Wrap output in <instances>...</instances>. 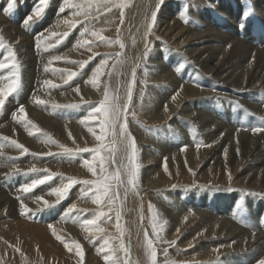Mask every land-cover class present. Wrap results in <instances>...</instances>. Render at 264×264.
Masks as SVG:
<instances>
[{"label": "bare ground", "instance_id": "6f19581e", "mask_svg": "<svg viewBox=\"0 0 264 264\" xmlns=\"http://www.w3.org/2000/svg\"><path fill=\"white\" fill-rule=\"evenodd\" d=\"M158 3L159 0H135V3L133 4L134 14L132 16V24L130 27L131 37H129V40H126L129 41L130 45L128 47L127 45H125L126 51L124 52L125 86L122 87L123 94L119 96L121 103L126 102L127 88L128 85L132 83V72L133 70L136 69V67L139 65L141 61V58H143L144 56L143 34L145 31V25L151 19V13L154 11L151 9L154 8ZM197 4L199 3L197 2ZM253 5L257 6L256 7L258 8L257 12L259 13L264 12V0L255 1ZM163 6L160 7L156 21L157 25H155L156 27L154 26L155 29H157V31L154 30L153 33L148 36V40L151 39L149 37L155 36L156 35L155 33L159 32L158 31V20H159L160 22L159 35L161 36L160 38L175 40L174 46H181L183 45V43H187L190 45L183 51L185 54H187L186 56H184L181 50H179L178 53L182 55L179 56L176 53L171 52L170 49L169 52L165 51V53L164 52L162 53L160 51L162 55L159 56V54L157 53V50H159V48L156 47V49L154 50L155 53L153 54L154 58L150 59V62L151 60L157 61L152 63L153 69L157 74H161L167 66H170L169 69L170 72L166 75V77L169 79V82L162 89V93L160 94L154 93L155 97L152 102V105L147 108L146 107L143 108L141 112L146 114V116L150 117V119L154 121H158L161 119L164 120L165 118L167 120L172 117L171 119L172 125L168 123V128H170V130H174V132L170 130L166 131L168 129H165V127L163 128L164 129L163 134L165 131L166 133L165 135L159 134V137H161L160 140H162V143L164 139L165 145L159 147V145L156 144L160 152L155 151L153 154L150 151H143L146 158L149 159L150 161L156 162L155 166L159 168V170H154V171L153 170L143 171L144 176H146L145 184L146 185L152 184V181L150 180L151 174L155 175L153 176V178H155L154 182L156 184L159 182L160 184L166 183L167 181L171 180V174L173 173L175 176L177 175L175 169L171 174H167L164 171L165 163L168 168V165L172 164L174 161L183 160L180 167V172L182 171L184 180L190 179L194 167L201 164L202 168L204 169L200 170V173L198 175L199 178L200 179L211 178V180L213 179V181L218 182L219 188L217 189L207 188L208 191L202 189L201 190L202 192H200L199 190L197 192L192 191L190 194H185L189 198L187 197L180 198V196H178L177 200H175L174 196L172 195L173 196L172 204L170 202H168L170 204L164 202L163 200H165V198L162 201L158 202L160 216L163 217L165 224H167L168 227L170 228V229L167 228L166 231L169 229L168 234L170 235L172 240L176 238L179 239V237H181L182 234L184 233L182 238H180L179 240L180 242L178 244L181 245L182 247H185L187 245H190L191 247H195L192 250L190 249V252L187 251V253H185L184 255H178V254L176 255H178L180 259L182 258L193 259L194 260L193 262H195L193 264H259L261 260H264V211L263 210L259 211L262 203H264V132L254 133L252 131V128L255 127L264 128V123L259 122L260 121L259 119L256 120L257 122L256 121L254 122V119L256 117L264 118V100H262V98L259 97L260 94H264V49H263L264 22L260 24L258 23L254 24L255 26L254 35L258 34L259 36L257 35L258 36V38H256L257 41L253 45L252 43L255 40V38L254 40L251 38L253 40L252 42L244 41L242 39L243 37L235 38L236 32L234 28H229L231 34L234 37L228 36L225 31L220 32L218 30H213V26L210 29V27H208L207 25H203L200 30L196 28L197 31L190 30V28L188 27L186 28L184 24L181 23L180 20L171 17L170 14H169L170 19H169L166 9L165 8L162 9ZM199 7L200 4L198 7H196V9L197 8L199 9ZM232 9H235L233 4H232ZM161 14L163 17L160 18L159 15ZM250 16H253V14ZM70 17L73 19L75 18L73 15L68 16L67 18ZM262 17L264 18V15ZM63 19L64 17L58 19L55 22L56 26L54 28H56L57 30L63 29L61 27V24L64 23ZM77 20H81L80 16L77 17ZM192 20L194 19L192 18ZM249 20L252 22L251 18ZM7 21L8 20H6V22ZM15 26L14 25L10 26L8 25V23H5L4 20L0 19V31L4 34V38L8 42H10L11 45L14 44L16 47V49L14 48L12 49L13 51H15V53L16 52L18 53V56L16 55V58L20 61L22 68L21 69L22 83L28 85L31 84L32 85L31 91L34 89V87H36V92L32 96L34 95L39 96L41 99L49 102L46 105H37L33 102V97L32 99L30 98L31 100L29 102H26L25 104L19 101V103L23 104V106L25 107L28 118L31 121H33V123L41 130L39 133H34L33 135H29L28 134L29 130L25 129L23 125L16 123L13 119H11V121L8 119L9 121L6 122L5 119L3 120L1 119L2 121L0 122V137L7 136L11 140H15L19 144H23L29 150V152L26 154H31V155L35 154L33 155V157L32 156L28 157L26 156V154L22 155L20 149H17L11 144H9L7 141L0 139V144L4 145L2 148H0V152H3V155L0 156V218L4 217L5 219V216H9L10 218V219L8 218L9 220L15 218L18 221L26 223L27 222L26 220H22V217L25 214H21L20 199H18L17 197L22 198L24 204L29 209L33 211H37L38 208H41L43 206L44 200L50 202L53 199H57L55 195H49V193L52 191V189L60 187L63 183H67L68 177L65 176L67 173L78 176L79 178L84 177V175L86 174L93 176L92 173L88 171L86 166L81 165V163H79L81 162L82 158H76L74 156H69V155L68 156L58 155L52 158L51 157L47 158L46 156H44L45 152L56 150V148L59 147L57 146L58 144L52 143L48 140V137H51L52 140L57 141L53 136L47 134V132L49 133L52 132L54 136H56L57 138H60L61 140L66 139V141L68 140L72 144L77 143L75 140L76 138H79L81 141L85 142L86 144L97 142L95 140V137L92 135V133L88 131V128L85 127L83 124H81L80 121L84 118V116L87 115V112L91 109V107L93 105H98L100 100L102 99V95L104 91V81L108 75L109 68H112L113 65L110 67L109 64L107 74L105 73L100 77V84L98 88H94L92 84L89 82L92 76V72L98 65V63L95 62L93 63V66L91 65L92 67H87L89 70L88 73L85 72V75L81 79L76 80L74 83H71L72 84L71 86H66L69 89H64L66 87L60 85L61 82H63L62 74L60 72L45 71L46 57L48 56H45V52L43 53V49L45 48L46 44H42V47L41 49H39V52L35 54L34 52L35 49L33 51L32 48L33 45L31 40L32 38L30 39L28 36L25 35L26 33L24 34L23 30L16 28ZM238 26H240V24ZM254 26L252 25V27ZM64 27L65 30H67L66 28H68V26L65 25ZM22 28L25 27L22 26ZM87 28L90 29L91 26L90 28L89 27ZM48 31H50V29ZM243 31H245V29ZM56 32L59 33V31ZM238 33H241V31ZM107 34L108 31L107 28H105L103 32H101V35L107 36ZM250 34L252 35L253 33L250 32ZM245 36H247V33ZM86 37L89 38L88 36ZM87 38L83 37V39H87ZM155 38L156 37H154V39ZM72 39L71 41H73ZM52 40L53 39L49 40L47 43L52 44ZM97 49H99L98 46L96 47L93 46L91 51H89L87 47L81 50H77V49L75 51L72 50L73 52H71L70 55H68V57L85 59L91 55H94ZM54 56L56 55L54 54ZM63 57H65V55ZM159 58L164 60L163 61L164 64H160L161 61ZM50 60L51 59H49L48 62ZM168 60L171 61V64H168ZM66 61H72V60L71 59L63 60L60 61V64H62V67L66 66L68 68L70 67L71 63ZM52 62L55 63L56 61H52ZM159 65L162 67L164 66L165 68L163 70H160L158 67ZM50 68L55 69L56 67L54 68L53 66H50ZM64 69L66 70V68ZM36 71L38 72V78H37V85L34 86L36 74H37ZM179 72L182 74V80H180L179 78ZM45 80L52 81L54 84L58 85V87L55 88L48 87L43 83ZM83 81H87V82H85L82 86L80 85V83H82ZM76 88H79L80 90L79 94L75 91ZM242 91H246V94L247 95L251 94V96L245 95L242 98L241 97V95L243 94ZM177 92H179V95L177 96L176 100L173 101L171 97L173 95H176ZM250 97H255L252 103L249 102ZM167 98H169V100L172 101L165 104ZM78 101H90L89 102L90 104H88L89 106L79 107V109H81L82 112L52 107L53 104L64 105L70 102L77 103ZM165 105H167V111H165ZM226 105L229 107L228 116H226L225 114ZM240 106H242L243 110L244 108L247 109L245 113H247L249 121L245 119L247 123L246 126L243 125L244 119L242 121L240 120L241 115L243 114V112L239 111V108H241ZM163 108H164V112L162 111ZM10 111L13 112L12 110ZM240 112L241 114H239ZM7 113H9V111ZM9 115L7 114V116ZM237 115L239 116L237 117ZM79 116H81V118H79ZM181 121L183 123L182 128L186 129L187 131L186 133L190 132V134L185 135L184 141L187 143L186 146H182L181 142L176 140L179 137V134L181 133V124H182ZM184 124H187L188 126H185ZM190 125H192L195 128V130L198 132L197 139L199 142L195 139L197 132L193 131ZM93 128L94 131H96V133L99 134V128L95 127V125H93ZM133 132L135 133V136L138 138V140H140V143L142 144L143 137H141V134L137 132L135 129ZM69 133H71V136H69ZM156 140H158V138ZM190 143H193L192 146L190 145ZM238 143H240V147H237ZM197 144L200 145L199 148H197ZM142 147L143 146H141L140 148ZM182 148L186 150L182 151L181 150ZM180 154L182 155V157L180 156ZM11 158H16V159H11ZM33 166L43 171L52 169L55 171L64 172L63 173L64 176L61 174H57L59 175V177L56 178V181H54L53 183L51 182V184H49L48 186L45 183V185L41 186L43 188L41 192L35 193L30 198H27L25 196L31 194L29 193L25 194L20 192L18 190L20 188L19 186L16 189L17 191L15 193L11 192L12 194H9L10 192L6 193L4 191L5 188L3 189L2 187L5 186L7 183L8 185L11 183L10 176L13 175L14 172H16L15 170L17 168L20 169V172L18 174L23 173L24 175V173L28 172V170ZM189 169H191L192 171H189ZM8 173H12V174L9 175ZM36 174L37 175L34 176L32 175L33 178L30 177V174L24 175L29 177V181L27 182L25 181L24 183H30L32 179L43 178L44 176H46L47 172H42L40 174L36 173ZM229 174L232 176L231 181H229L228 179ZM5 179L7 180V182ZM232 186H235L236 189H232L235 188ZM46 189H48V191ZM228 189H230L229 191L230 193L225 194L228 193L227 191H225ZM44 190H46L47 192L43 193ZM136 191L139 193L138 195L132 191H130L127 195L129 197L128 199L129 210L127 211V217H126L128 218V220H126L128 221L127 236L129 241L128 244L130 249L131 261L133 262V264H144L138 258L139 257L138 251L137 248L135 247L136 232L137 230H139L140 226L143 225L142 222L140 221L142 219L141 217H143L142 214L143 202L139 200V197L141 196V191L138 189H136ZM214 191L217 194H219L220 192L223 194L222 199L224 203L222 206L224 208L229 209L230 202L231 201L235 202L233 207L229 209V211L233 213V216H230L229 214L226 213L227 215L223 217L222 213H224L225 210L221 209L220 206L221 204L214 203L211 200L212 197L213 198L216 197ZM195 192L197 193L196 194L197 197L193 198ZM76 194L79 195L78 190H75V192L71 195L72 197L69 199L68 202H66L61 206H58L57 208L58 214L54 216L53 220L51 218L48 221L49 218L47 217L45 223L47 225L51 224L52 227L59 226L60 227L59 232L61 235L67 233V235L68 234L69 236L72 235L73 237L77 239L79 238V240L82 241L81 240L82 236L86 237L87 235L93 234L94 230L92 229V227L89 229V231H85L83 227H81L78 230L77 227H73L69 225L66 226L64 223L65 222L64 219L66 217L65 215L66 210L69 207H71V205L73 204L78 205L79 203L78 198H76ZM37 197H42L43 199L37 201L36 200ZM201 198L204 200V202L199 201ZM221 200L219 201L222 202ZM247 203H253V207H251L252 206L251 204L249 205L250 207L246 206ZM84 204L88 206L92 205L91 202H85ZM215 210H217L218 212L214 213ZM42 211H40L41 213L38 214L37 217H42L44 219V217L47 216L48 211L47 210L44 212ZM185 217L187 219H185ZM8 219L6 217V221ZM39 220H41V222L45 221L42 219ZM12 223L13 221L5 222V220H3V222L1 221L0 224L3 225L7 224L9 226V224ZM45 227L49 229V226H45ZM177 229H179V232H177ZM18 234L17 236L16 235L15 236L18 237L19 236ZM35 237L38 238L37 236ZM20 239L18 241H20ZM40 244H41L40 246L41 249L44 250L45 252L46 249L45 248L43 249L42 243ZM51 245L53 247V244ZM95 246H99V245L96 244ZM62 247L63 245L61 246V248L60 247L52 248L53 249V251L51 250L52 251L51 255L53 256L52 258H56L60 253H62L64 256L62 261H65L70 251L67 252L66 249ZM97 248L98 247L96 248L94 247L93 249L90 250L91 257H93L98 263H102L104 261L103 259L104 254L99 255L98 254L99 252L96 250ZM44 254H46L45 258L46 261L49 263L51 260L50 258L47 257H50V255L47 256V253ZM75 256L77 255L75 254ZM198 259L199 261H196Z\"/></svg>", "mask_w": 264, "mask_h": 264}, {"label": "rangeland", "instance_id": "374dc122", "mask_svg": "<svg viewBox=\"0 0 264 264\" xmlns=\"http://www.w3.org/2000/svg\"><path fill=\"white\" fill-rule=\"evenodd\" d=\"M0 1H1L0 2V19L4 20V22L8 23V25H10V26H13V25L15 26L16 25L15 26L16 28H19V29L23 30L24 34L26 33L25 34L26 36H28L30 39L32 38L31 39L32 40V44H33L32 48H33V51L35 49V51H34L35 54H37L39 52V50H37V48L35 47V44H36L35 40H36V37L40 33H44L47 36V35H50L51 33H58L56 31H59V33H63L65 31L70 32V35L58 45H56V39L53 38L54 41L52 40V44L55 46V47L53 46L54 48L52 47L53 49L49 48L47 51L43 50V53L45 52V56H48V57H46V65L49 64L48 60L51 59L52 57H54V54L56 56H61V57H63L65 55L66 60L71 59L72 61H89V57L90 56L88 58H85V59L68 57V55H70V53L75 51L76 49L77 50L85 49V47H81L80 48V46L78 47V45H77L78 44L77 42H79L80 40L82 41L83 37L87 38L86 36H88L89 38H91L90 40H92V37L89 34L81 36V33L84 32L85 27H89L90 28V26H91V28L89 29L90 31H92V29L93 30L97 29L96 31H100V32H103V30L105 28H107L108 34H107V36L105 35L106 38L115 40L119 36L120 40L125 45H127V47L130 45L129 41H126V40H129V37H131L130 27H131V24H132V16L134 14L133 13L134 12L133 4L135 3V0H130L129 7L124 9L125 18H124V23L122 24L123 26L118 22L119 21V9L118 8H113L111 13L100 14L98 20L85 21L84 17L82 18V16H80L81 20H79V21H83V23L77 24L74 29L66 28L67 30H65V27H64L66 25L65 23L61 24V27L63 29H58L57 30L56 28H54L56 26L55 22L58 19H61L63 17H64L63 22L65 20L71 21L70 19L77 20V17H75L74 19L71 18V17L67 18L68 16H72V13L75 11V9H73V8H65L64 12H62V13L58 12L59 8L62 5V1L61 0H50V3L48 5V7H47V10H46V12L43 15V18L40 19L39 21H37L38 23L35 22V24H31L27 28H22L23 21L29 14L32 13L33 7L36 4L37 0H16V3H17L16 6L7 14L4 12V9L7 7V4L9 2V0H0ZM199 1H202V2H199ZM255 1H258V0H244V1L243 0H239V1L238 0H164L163 4L161 6L164 5L162 9H164V8L166 9L169 19H170V17H169V14H170L171 17L180 20L181 23L184 24V26L186 28L187 27L190 28V30L197 31V29L200 30L203 25H207L208 27H210V29L213 26V30H218L220 32H224L225 31L228 36L234 37L231 34L230 30H229V28H234V30L236 32V35H237V36L235 35V38L236 37H239V38L243 37L242 39L244 41H246V42H248V41L252 42L254 40V38H255V40L252 43L254 45L255 42L257 41L256 38H258V36H259L258 34L254 35L255 34V31H254L255 30L254 29L255 26H254V24H256V23L260 24V23L264 22V18L262 17L264 15V12L263 13L257 12L258 11V8H256L257 6L253 5L255 3ZM76 2L78 3V2H80V0H76ZM197 2L200 4L199 9L198 8L196 9V7L199 6V4H197ZM143 4H144V1H143ZM232 4L234 5L235 9H232ZM194 5H195V7H194ZM255 8H256V10H255ZM151 10L156 11L157 12V16H158L160 7H159V9H157V7L155 6ZM241 14H242V16H241ZM249 14L250 15L253 14V16H250ZM91 15L92 16H96L97 13L93 10ZM159 17L160 18L163 17L162 14L159 15ZM254 17H256V18H254ZM192 18L196 22L194 20H192ZM250 18H251L252 22L249 20ZM253 18H254V20H253ZM255 19H256V21H255ZM6 20H8L9 22L8 21L6 22ZM136 24H138V23H136ZM159 24H160V22L158 20V31L159 32H156L155 36L149 37L151 39L148 40L150 42L153 50L149 53V55L147 57L143 56V58H141V61H140L139 65L135 69V83L133 84V100H132V103L129 106V116H128L129 131L132 133L134 131V129H135L137 132H139L141 134V137H143L142 144H141L140 140H138V138L135 136V133L134 132H133L134 134L132 133V135L135 137L136 143H137V163L140 166L139 180L137 182V185H138L137 189L141 191V196H142V197L141 196L139 197V200H141L143 202V209H142L143 218L140 221L144 225V226L141 225L139 230H137V232H136V235H135V238H136L135 243H136V245H135V247L137 248V251H138V255H139L138 258L144 264H149L148 258H147V253H146V249H145V246H144V231L146 230L149 233L150 238L155 239V237L153 236V233H152L151 213L149 212V208H148L149 204L154 206V210L156 211L157 215H159L158 216V220H159L160 224L163 225V231L160 232V236L162 237V240L171 241L172 238L168 234V231H169L170 228L168 227L167 224H165L163 217L160 216L159 208H158V206H159L158 202L162 201L165 198V200H163L164 202H166L167 204H170V203L172 204L173 196H174L175 200H177L178 196H180V198L181 197L189 198L185 194H190L192 191H196L197 192L199 190L200 192H202L201 191L202 189L205 190V191H208L207 188H210V189L211 188H216V189L219 188L218 187L219 185H218L217 181H213V179L211 180V178L210 179H200L199 178L198 175L200 173V170L204 169V168H202L201 164H199L198 166L194 167L193 172L195 173V175H193V173H192L191 176H190V179L184 180L182 171L180 172V167H181V164H182L183 160H176L172 164L168 165V168H167L168 171L166 172L167 174H171L174 169L176 170L175 172H177L176 176L174 175V173L171 174V180L167 181L166 183L160 184V182H159V183L156 184L154 182L155 178H153V176H155V175L151 174L150 175V177H151L150 180L152 181V184H150V185H146L145 184L146 183V181H145L146 176H144L143 171L144 170H147V171L148 170H153L154 171V170H159V168L157 166H155L156 162L150 161L149 159L146 158V156L143 153V151H150L153 154H154L155 151H159L158 150L159 148H158V146H156V144H158L159 147L162 146V145H165L164 144V139H163V143H162V140H160L161 137H159V134L165 135L166 131L170 130V128H168V123L170 125H172V122H171L172 117L167 119V120H166V118L164 120H162V119L158 120V121H160V122H158V121H154V120L150 119V117L146 116V114L141 112L143 108H145V107L147 108V107L152 105V102H153L154 97H155L154 93H158V94L162 93V89L169 82V79L166 77V75L170 72L169 71L170 66H167L165 68L164 66L162 67V66L159 65L158 67H159L160 70H163L164 68L165 69L163 70V72L161 74H157L154 71L153 66H152V63L153 62H157V61L151 60V62H150V59L154 58L153 54L155 53L154 50L156 49V47L159 48V50H157V53L159 54V56H161L163 52L165 53V51L169 52V49H170L171 52H174V53H176L179 56L182 55V54L178 53L179 50H181V52L184 54V56H186L187 54H185L183 51L187 47H189V45H190V44H187V43H183V45H181V46H174L175 40H168L167 38H160L161 36L159 35V33H160V25ZM237 24L238 25L240 24V26H238ZM155 25H157V24H155ZM252 25L254 27H252ZM94 26H97V27H94ZM117 27L120 28V32L119 33H117V32L115 33ZM155 27L153 28V31L154 30L157 31V29H155ZM42 28H43V30H42ZM48 28L50 29V31H48L49 30ZM98 28H100V29H98ZM244 29H245V31H243ZM239 30L241 31V33H238V32H240ZM249 31L251 33H253V34L251 35ZM244 33H245V35L247 33V36H249V37L251 36V37L249 38V37L245 36ZM112 34H113V36H112ZM154 37H156V38L154 39ZM157 37H159L160 39H157ZM89 38H87V39H89ZM0 39L3 40V46H0V62H3L5 57H7L8 54H9V46H10L11 51H13L12 48L16 49V47H15L14 44H13L14 46L11 45V43L8 42L4 38V34L1 31H0ZM71 39L73 41H71ZM263 44H264V42H263ZM96 46H98V48L100 50L97 49L95 51V53H94L95 55H91L93 57V59H91L88 62V64L86 65V67L83 68V69L79 68L80 66L78 64H76V63H71L70 67H68V68L66 66L62 67V64H60V61H56L57 63L56 62L55 63L52 62L51 63L52 65H49V67L53 66L54 68L56 67L57 69H61V67H62V69L66 68V70H69V71H75L76 70L75 72L78 73V75L76 77H74L71 81H69L68 84H64V82H61V84H60L61 86H64V87L71 86L72 85L71 83H74L76 80L81 79L85 75V72L88 73L89 70H88L87 67H92L93 63H95V62H97L99 64L101 59H103L105 57L109 58V62H110L109 64H110V67H111L116 61V56H115L116 53H121L119 59L122 60L125 63V61H124V58H125L124 57L125 56L124 52L126 51V49H125L126 46L124 47L123 50H121L118 44L109 45V44H105V43H100L99 41H96V43L94 44V47H96ZM109 46H110V48H109ZM176 47H178V48H176ZM263 49H264V46H263ZM49 50L51 51V53H50ZM58 53H59V55H58ZM15 54L18 56L17 52ZM40 55H42V54H40ZM159 59L161 61L160 64H164L163 63L164 60H162L161 58H159ZM61 61H63V60H61ZM124 63L122 65L121 64H117L115 68H111L112 69V75L111 76L107 75V77H106V79L104 81V87H105V85H107L109 93L111 95L120 96V95L123 94L122 87L125 86V83H124V74H125L124 73V68H125ZM57 64H59V65H57ZM168 64H171L170 60H168ZM36 67H37V65H36ZM71 68H74L75 70L71 69ZM107 70H108V66L106 67V70H105L106 74H107ZM2 71L3 70H0V75H6L7 74L6 71H3V72ZM37 71H39V70H37ZM37 71H36L37 74H36V79H35L34 86L37 85V78H38V72ZM179 78H180V80H182V74L180 72H179ZM85 82H87V81H83L82 83H80V85L83 86V84ZM30 85L31 84L28 85V84L21 83L20 91L15 95L14 98L10 97L8 102L6 103L8 107L6 106L7 108L5 107V109L0 110V122L3 119H5V122L9 121V120L11 121L12 113L14 111H16V109L20 105H23L21 103L23 102L25 104L26 102H29L32 99V97H33L32 95L36 92V87H34V89L31 91L32 85L31 86ZM64 89H69V88L66 87ZM30 91H31V93H30ZM242 93H243L241 95L242 98L245 95L246 96H251V94L247 95L246 91H242ZM259 97H261L262 100H264V98H263L264 94H260ZM103 98H104V96L102 95V99ZM25 99H26V101H25ZM254 99H255V97H250V101L249 102L252 103L254 101ZM16 101H17V103H16ZM19 101L21 103H19ZM171 101L172 100H169V98H167L166 101H165V104L169 103ZM87 102H90V101H87ZM11 103H13V104H11ZM69 104H79L80 107H83V106H89L88 104H90V103H83V101H78L77 103L76 102H73V103L70 102V103H67V104H64V105H69ZM240 107L241 108H239V111L243 112V114H244V115L243 114L241 115V119L240 120L242 121L244 119L243 125L246 126L247 123H246L245 119H247L249 121L247 113H245V111H247V109L244 108V110H243L242 106H240ZM228 108L229 107L226 105V107H225L226 116H228V114H229L228 113ZM61 109H69V110H75L77 112H82L81 109H79V108H74L73 109V108L61 107ZM7 110L9 111V113H7L8 112ZM10 110H12L13 112H11ZM162 111L164 112V108H163ZM132 112L136 113L135 118H133V116L131 115ZM241 112L239 114H241ZM7 114L8 115L10 114V115L7 116ZM238 116L239 115H237V117ZM79 118H81V116H79ZM258 119L260 120L259 122L264 123V118H262V117H259V118L256 117L254 119V122L256 120H258ZM69 121H71V120H69ZM244 122H245V124H244ZM181 123H182V121H181ZM165 125H167V126H165ZM184 125L188 126L187 124H184ZM182 126H183V123L181 124V133L179 134V137L176 140L180 141L182 146H186L187 143L184 141L185 135L186 134H190V132L186 133L187 132L186 129L182 128ZM164 127H165V129H168V130H166L164 132V134H163V130H164L163 128ZM190 127L193 129V131L197 132L192 125H190ZM170 131L174 132V130H170ZM47 134L53 136L57 140L56 141V142H58V143H56V144H58L57 146L64 145L65 147H67L69 149H73V150L80 149V148H93V147L97 146V144H98V142L86 144L85 142L81 141L79 138L75 139L76 142H77L76 144H72L68 140L66 141V139L65 140H61L60 138H57L56 136H54V134L52 132H50V133L47 132ZM150 134L153 135V136H151ZM175 134H176V132H175ZM171 136H173V135H171ZM197 137H198V132L196 133V137H195V139L198 141ZM155 138L156 139L158 138V140H156ZM179 138H180V140H179ZM192 144L193 143H190L191 146H192ZM141 146H143V147L140 148ZM182 146H180V147H182ZM237 147H240V143L237 144ZM226 148H227V145H226ZM224 150H225V148H224ZM174 152H175V150H174ZM47 153H52V155H47ZM44 154L43 155L46 156L47 158L48 157L52 158V157H55V156H58V155H62V156L66 155V156H68L67 154H64V149L61 148V147H57L56 150H52L50 152H45ZM26 156H28V157L32 156L33 157V155H31V154H26ZM72 156H74L76 158H82L81 162H79V163H81V165H84L83 164L84 160H86V159L90 160L91 159V153H89V152H81L78 155H72ZM180 156L182 157L181 154H180ZM21 157H23V156H21ZM186 162H188V161H186ZM109 168H110V170H114V166H112V165H109ZM42 172H47L46 175L54 174L53 178L46 182L47 186L49 184H51V182L53 183L54 181H56V178L59 177V175H57V174H61V175L64 176V174H63L64 172H59V171H55V170H52V169L51 170H47V171L41 170L40 172H38V174H40ZM8 174L11 175L12 173H8ZM17 174H18L17 172H14V174L10 176L11 177L10 178L11 183L9 185L7 183L5 186L2 187L3 189L5 188L4 191L6 193H9V192H10L9 194L15 193L17 191L16 189L18 188V186L21 187V185L25 181L26 182L29 181V177L28 176H24L23 173L18 174V175ZM29 174H30V177H32V178H33L34 175H37L36 173H29ZM65 176L66 177H73V178H75L77 180H93V179H95V177L90 176L88 174L84 175V177H82V178H79L78 176H75V175H72V174H68V173ZM6 179H8V178H6ZM23 179H25V180H23ZM6 182H7V180H6ZM42 185H45V183L37 186L31 193H29L31 195H28V196H25V197L30 198L35 193L41 192V190L43 189L41 187ZM173 185H175V187H173ZM88 187H89L88 185L76 184L69 190L68 196L64 200L60 201L59 203H56L57 199L51 200L49 203L50 204H54V207L51 208V209H45L44 210V211H46V210L48 211L47 212V216H45L44 219L42 217H37V215L41 213L40 211H32L31 213L25 214L22 217V220H26L27 221L26 223L18 221L15 218L12 219V220H9L10 219L9 216H5V219H4V217L0 218V223H1V221L3 222V220H5V222L13 221L12 224H9L10 227L7 224H4V225L0 224V264H77V262L79 260V257L75 256L76 250L74 248H72V250H74V251H72V252L70 251L69 252V255L66 257L65 261H62V259L64 258L62 253H60L56 258H52L53 256L51 255V253L53 251L52 248H54V247H60L61 248V246L63 245L64 249H66L67 252L69 251L67 248H65L64 243H61V241L56 238V235L61 236L64 241L69 243V246H70L72 241H76V242H78L81 245L82 250L84 252V264H107V262L105 260L102 263H98L93 257H91V251L90 250L93 249L94 247L95 248L96 247L100 248L101 246H103V241L106 238H112V237H118L119 236V233H117L116 227H115V223H116V221H115V212L110 213V215L112 216L111 220H108L107 217H104V218H101L100 221H98V226L105 230L104 233H97L95 231V227H92V229L94 230L93 234L87 235L86 237H83V236L81 237V240L84 243L82 241H80L79 238L77 239V238L73 237L72 235L69 236V234L67 235V233L61 235L60 232H59L60 231V227L59 226H53L52 227V228L55 229L56 235H53L52 228L48 229L47 227H45V226H49V225H47L45 223L47 217L49 218L48 221L51 218L53 220L54 216L58 214V211H57L58 206H61V205L65 204L66 202H68L69 199L72 197L71 195L75 192V190L79 191V195L76 194V198H78V202H79L78 205H76V209L79 210V211H75L74 210L71 214L66 215V217L64 219L65 225L66 226L69 225V226L77 227L78 230H79L82 227V221L84 219H92L96 215V213L100 210V208H99L98 205H96V204H94L92 202V194L90 192H87ZM145 187H147V188H145ZM232 187H235V186H232ZM232 189H236V187L232 188ZM260 189H262V188H260ZM46 190L48 191V189H46ZM46 190H44L43 193H46L47 192ZM216 191H218V190H216ZM225 191L228 192V193H225V194H229L230 193L229 192L230 189L225 190ZM86 192H87V194H86ZM196 192H195V195L193 196V198L197 197V195H196L197 193ZM214 193H215V191H214ZM216 194L217 193H215L216 197L215 198L212 197L211 200L214 203L221 204L220 205L221 209L225 210V212L222 213L223 217H225L227 214H229L230 216H233V213H231L229 211V209L233 207L235 202L234 201L230 202L231 207L229 205V209L228 208H224L222 206L223 203H224L223 199H222V195L223 194L221 192L219 194H217V195ZM120 195H121V199L123 200V205H122V209H121V216H122L121 224H122L123 228L126 230V233H125V236L123 237V239H124V243L127 246H129V244H128L129 243L128 236H127L128 221H126V220H128V218H126V217H127V211L129 210V204H128L129 203L128 202L129 197L128 196L126 198L124 197L123 188L120 189ZM215 199H218V200H215ZM219 200H221L222 202H220ZM199 201L204 202V200L202 198ZM85 202H91L92 205H90V206L85 205L84 204ZM168 202H170V203H168ZM250 204L252 205L251 207H253V203H247L246 206L250 207L249 206ZM263 208H264V203H262L261 208L259 209V211H261V210L264 211ZM103 210L106 211V212L108 211V209L106 207ZM44 211H42V212H44ZM228 211H229V213H228ZM215 212L217 213L218 211L215 210L214 213ZM29 216H31V217H29ZM6 217H7V219L9 218L7 221H6ZM29 218H31L32 220L29 219ZM39 219H42V220H45V221L41 222V220H39ZM76 222L79 223V224H77ZM14 224H15V226H14ZM34 228H36V229H34ZM167 228H169V229L166 231ZM12 230L16 231V232H13ZM24 231H26V232H24ZM18 232H19V234H18ZM16 233L19 235L18 236L19 238L16 237L17 236ZM183 234H182V236H183ZM35 236H37L38 238H36ZM182 236L179 237V239L178 238L173 239V240H176V244L174 246H169L168 244H165L163 242H158V243L155 244V247L157 249V264H164L166 259L168 261H170V262H174V264H193V263H195V262H193L194 261L193 259H184V258L180 259L178 257V255H184L185 253H187V251L190 252V249L192 250V249L195 248V247H191L190 245H187L185 247H182L181 245H179L178 243L180 242L179 240H180V238H182ZM21 237H23L24 239L21 238ZM86 238H87V240H86ZM19 239H20V241H18ZM47 240H49V241H47ZM38 241H39V243H38ZM110 242H111V244L113 246H115L118 249L119 239H110ZM40 243H42L43 249L44 248L46 249L45 252H44V250L41 249V247H40L41 244ZM51 244H53V247H52ZM96 244L99 245L100 247L99 246H95ZM30 247H31L32 250L30 249ZM32 247L34 248V250H33ZM17 248L20 249L19 252L16 251ZM164 248L168 249L167 257H165V254H164V251H163ZM29 250H31V251H29ZM41 251H43V252H41ZM39 252H41V253H39ZM44 253H47V256L50 255V257L46 256L47 258H50V260H51L49 263L46 261V258H45L46 254H44ZM98 254L99 255H101V254L103 255L104 253L99 252ZM176 254H178V255H176ZM117 255L120 256L121 258H123V253L118 251ZM74 257H77V258H74ZM90 259L91 260L93 259V260L91 261ZM89 260H90V262H89ZM196 261H199V259L196 260Z\"/></svg>", "mask_w": 264, "mask_h": 264}, {"label": "snow or ice", "instance_id": "6c2138e0", "mask_svg": "<svg viewBox=\"0 0 264 264\" xmlns=\"http://www.w3.org/2000/svg\"><path fill=\"white\" fill-rule=\"evenodd\" d=\"M164 0H159V3L156 5L157 9L161 7ZM50 3V0H37L36 4L33 7V11L29 14L23 21V26L27 28L29 25L34 24L43 18L44 13L47 10V7ZM130 0H62V6L59 8L58 12H64L65 8H73L75 11L72 13L74 17L83 16L84 20H98L99 15L103 13H111L113 8L119 9V23L122 25L124 23L125 12L124 9L129 7ZM16 6V0H9L7 7L4 9V12L9 13ZM93 10L97 13L96 16H92ZM157 21V12L153 11L151 13V19L145 25V31L143 34L144 39V53L143 55L147 57L149 53L153 50L150 42L148 41V36L153 33V28ZM64 23L68 26L69 29H74L77 24L83 23L79 20H65ZM102 31V30H101ZM116 32H120V28H116ZM89 34L92 38L83 39L78 42V46L87 47L91 51L92 47L99 41L100 43L105 44H118L120 49L123 50L125 44L120 40L119 36L115 40H111L101 35L100 31L92 30L89 31L85 27L84 32L81 33V36ZM70 35V32L65 31L63 33H51L50 35H45L40 33L36 37V48L39 50L42 47V44L47 46L43 49L47 51L49 48H52L54 45L47 43L49 40L55 38L56 45L60 44L64 39ZM159 39V37H157ZM0 46H3V40L0 39ZM10 49V46H9ZM95 55V54H94ZM121 53H116V61L113 64L112 68H115L117 64H123L124 62L119 59ZM93 59L92 56L89 57V61ZM66 60L65 57L54 56L49 61L48 65H45V71L60 72L62 74V79L64 84H68L74 77L78 75L75 71H69L65 69H53L50 68L52 61H61ZM89 61H66L69 63L79 64L80 68L83 69L86 67ZM109 65V58L105 57L101 59L100 63L96 66L92 72L90 83L94 88H98L100 84V77L105 74V68ZM0 70L6 71V75H0V110L5 109L6 103L10 97H15V95L21 89V64L20 61L16 58L14 51L9 50V55L5 57L3 62H0ZM108 75H112V69L108 70ZM45 85L51 88L58 87L50 80H45L43 82ZM135 83V70L132 72V83L128 85L126 102L121 103L120 97L116 95H111L109 93L107 85L104 87L103 96L104 98L99 102L98 105H93L91 109L87 112V115L80 121L85 127L88 128V131L92 133L95 137V140L98 142L97 146L93 148H80V149H69L64 145H59V147L64 149V154L67 155H78L81 152L91 153V159L84 160L83 164L87 167L88 171L92 173L95 179L93 180H77L73 177L67 178V183H63L60 187L52 189L49 195H55L57 200L56 203L64 200L69 193V190L76 184L88 185L87 192L92 194V202L99 206L100 210L92 219H84L82 221V227L85 231H89L91 227H95L97 233H104V229L98 226V221L101 218L107 217L108 220L112 219L110 213L115 212V227L118 237L106 238L103 241V246L97 249L98 252L104 253L103 259L107 264H133L130 259V249L124 243L123 237L125 236L126 230L121 224V209L123 205V200L121 199L120 189L123 188L124 197L126 198L130 191L135 194H139L137 189V182L139 180V170L140 166L137 163V143L135 137L129 131V105L133 100V84ZM75 91L79 94V88H76ZM179 92L176 95H173L171 99L176 100ZM33 102L37 105H46L49 102L41 99L39 96H33ZM83 103H89L83 101ZM54 108H79V104H69V105H59L53 104ZM165 111H167V105H165ZM131 115L135 118L136 113L132 112ZM12 119L29 130L28 134L33 135L34 133H39L41 130L28 118L26 109L23 105H20L16 111L12 113ZM93 125L99 128V134L94 131ZM254 133L264 132V128L255 127L252 128ZM71 136V133H69ZM0 139L7 141L9 144L14 146L17 149L21 150V154H26L29 150L23 145L19 144L15 140H11L9 137L4 136ZM48 140L52 143H57L55 140H52L51 137H48ZM4 145L0 144V148ZM200 145H197L199 148ZM210 147V145H209ZM182 151L186 149H181ZM119 154V157H118ZM3 155V152H0V156ZM35 155V154H33ZM47 155H52V153H47ZM16 159V158H11ZM126 161V163H125ZM109 165L114 166V170H110ZM165 172L168 171L167 165L165 163ZM17 173L20 172V169L15 170ZM41 169L32 167L25 172L24 175L29 173H38ZM189 171H192L189 169ZM54 174H48L40 179H32L30 183H24L21 185L19 191L22 193H31L37 186L46 183L47 181L53 178ZM193 175L195 173L193 172ZM229 181L232 180V176L229 174ZM175 187V185H173ZM86 192V194H87ZM20 199V211L21 214L31 213L33 210L29 209L23 202V199ZM42 197H37L36 200H42ZM54 207V204H50L47 200L43 201V206L38 208L37 211L51 209ZM107 208L108 211H104V208ZM149 212L151 213V227L152 233L155 239L150 238L149 233L144 231V246L147 253V258L149 264H157V249L155 244L158 242H163L169 246H174L176 240H162L160 232L163 231V225L160 224L158 220V215L154 210V206L149 204ZM79 211L76 209V205L73 204L66 210L65 215L71 214L73 211ZM143 218V217H141ZM185 219H187L185 217ZM49 228H52V225H49ZM53 235H56V231L52 228ZM179 232V229H177ZM56 238L64 243L65 248L69 251H72V248H75L76 255L79 257L77 264H84V252L81 245L76 242H71V247L69 243L64 241L61 236L56 235ZM110 239H119L118 249L113 246L110 242ZM17 252L20 251L19 248L16 249ZM123 253V258L117 255V252ZM165 257H167L168 249L164 248ZM219 259V258H217ZM164 264H174L167 259ZM259 264H264V260H261Z\"/></svg>", "mask_w": 264, "mask_h": 264}]
</instances>
